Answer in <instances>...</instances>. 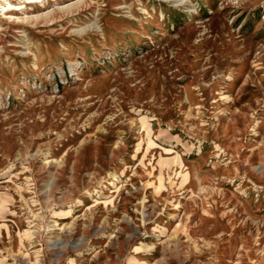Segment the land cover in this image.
I'll use <instances>...</instances> for the list:
<instances>
[{"label":"rangeland","instance_id":"1","mask_svg":"<svg viewBox=\"0 0 264 264\" xmlns=\"http://www.w3.org/2000/svg\"><path fill=\"white\" fill-rule=\"evenodd\" d=\"M0 264H264V0H0Z\"/></svg>","mask_w":264,"mask_h":264}]
</instances>
